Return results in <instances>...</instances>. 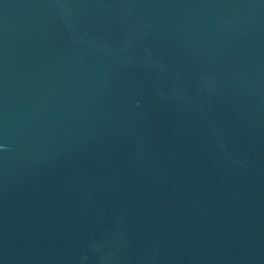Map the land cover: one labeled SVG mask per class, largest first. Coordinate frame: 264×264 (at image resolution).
Returning <instances> with one entry per match:
<instances>
[{
	"label": "water",
	"instance_id": "95a60500",
	"mask_svg": "<svg viewBox=\"0 0 264 264\" xmlns=\"http://www.w3.org/2000/svg\"><path fill=\"white\" fill-rule=\"evenodd\" d=\"M0 264H264V0H0Z\"/></svg>",
	"mask_w": 264,
	"mask_h": 264
}]
</instances>
